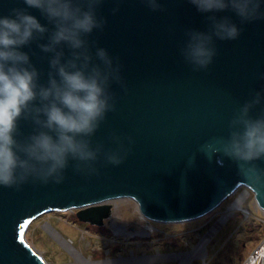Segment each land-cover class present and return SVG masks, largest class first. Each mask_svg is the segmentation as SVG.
<instances>
[{
    "label": "water",
    "instance_id": "95a60500",
    "mask_svg": "<svg viewBox=\"0 0 264 264\" xmlns=\"http://www.w3.org/2000/svg\"><path fill=\"white\" fill-rule=\"evenodd\" d=\"M159 2L164 10L153 12L141 0H102L97 16L106 21L104 29H94L88 37L121 65L127 86L125 92L111 85L116 111L106 114L93 144L113 147V132L131 136L132 155L119 167H105L101 158L95 165L99 175L87 179L73 171L75 162L69 160L62 184L29 181L19 189L0 187V264H47L25 240L34 219L75 210L81 223L102 226L110 212L104 203L112 200H132L148 221L182 226L209 215L244 187L253 195L255 213L264 216V182L253 183L238 162L214 154L235 110L252 92L264 89L259 79L264 73V19L241 23L231 10L200 13L188 0ZM261 5L264 10V0ZM23 7L21 0H0V16ZM28 12L52 30L39 10ZM210 15L229 17L240 35L231 41L215 40L212 64L193 73L179 48L185 31L208 30ZM46 42L45 37L21 49L43 73L42 84L50 54L42 53L37 43ZM258 112L259 107L253 115ZM18 125V139L32 134L30 122L20 120ZM251 163L264 169V158Z\"/></svg>",
    "mask_w": 264,
    "mask_h": 264
},
{
    "label": "clouds",
    "instance_id": "9594fccd",
    "mask_svg": "<svg viewBox=\"0 0 264 264\" xmlns=\"http://www.w3.org/2000/svg\"><path fill=\"white\" fill-rule=\"evenodd\" d=\"M151 11H163L159 0H141ZM200 13L231 10L241 23L264 19L261 0H188ZM23 8H12L0 16V187L15 188L29 181L62 184L69 160L73 171L85 179L98 176L95 166L119 167L133 153L131 136L111 133L113 147L92 137L105 122L106 114L116 111V84L127 91L121 65L108 52L96 47L88 37L102 32L106 21L97 16L102 0H21ZM39 10L52 30L42 26L28 9ZM119 8H114L115 14ZM207 31L187 30L179 55L193 73L206 71L217 54L215 40L238 38L240 29L227 16L206 17ZM48 58L47 81L43 73L21 51L33 42ZM95 48L93 54L92 49ZM67 49V55L65 54ZM96 61H99L97 63ZM264 80V73L259 75ZM259 112L253 115L255 109ZM33 125L23 139L18 122ZM126 142V143H125ZM222 153L239 163L255 184L264 182V169L252 161L264 158V89L252 92L232 115L227 135L217 141ZM247 166V167H245Z\"/></svg>",
    "mask_w": 264,
    "mask_h": 264
},
{
    "label": "rangeland",
    "instance_id": "374dc122",
    "mask_svg": "<svg viewBox=\"0 0 264 264\" xmlns=\"http://www.w3.org/2000/svg\"><path fill=\"white\" fill-rule=\"evenodd\" d=\"M243 193L246 219L228 211ZM254 203L241 187L209 215L180 226L146 220L132 200H112L104 203L110 212L102 226L81 223L75 210L51 212L34 219L24 236L47 264H243L264 238Z\"/></svg>",
    "mask_w": 264,
    "mask_h": 264
},
{
    "label": "built area",
    "instance_id": "2783aa9c",
    "mask_svg": "<svg viewBox=\"0 0 264 264\" xmlns=\"http://www.w3.org/2000/svg\"><path fill=\"white\" fill-rule=\"evenodd\" d=\"M243 194H245V193H243ZM232 204H230V207H229V210L228 211L231 210V212H232V210L233 211H236L237 210V211L241 212V214L245 217V219L246 218H249L251 216V213L249 212V210L246 209V208H244L242 206V203H240L241 206L239 207V209H231ZM243 264H264V238L261 240V242H259V245L256 246V248L253 250V252L250 255L249 259L245 263H243Z\"/></svg>",
    "mask_w": 264,
    "mask_h": 264
},
{
    "label": "bare ground",
    "instance_id": "6f19581e",
    "mask_svg": "<svg viewBox=\"0 0 264 264\" xmlns=\"http://www.w3.org/2000/svg\"><path fill=\"white\" fill-rule=\"evenodd\" d=\"M246 193V192H245ZM247 196V194H246ZM245 199V194H241L240 197L238 199H236V201L232 204L231 209H239V207L241 206L240 203L243 202V200ZM233 214V213H232ZM142 218V217H141ZM141 221H144L143 219H140ZM143 223V222H142ZM144 225V224H143ZM145 227V226H143ZM36 251V250H35Z\"/></svg>",
    "mask_w": 264,
    "mask_h": 264
}]
</instances>
